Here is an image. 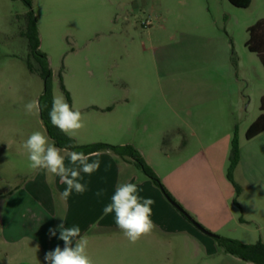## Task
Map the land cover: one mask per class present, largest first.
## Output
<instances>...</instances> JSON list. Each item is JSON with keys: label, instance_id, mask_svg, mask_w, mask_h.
<instances>
[{"label": "rangeland", "instance_id": "374dc122", "mask_svg": "<svg viewBox=\"0 0 264 264\" xmlns=\"http://www.w3.org/2000/svg\"><path fill=\"white\" fill-rule=\"evenodd\" d=\"M30 2L53 98L63 96L84 118L76 144L132 142L190 205L193 212L177 202L192 224L200 225L196 213L213 209L217 233L200 225L206 232L245 244L264 241V133L245 138L264 98V66L245 46L248 28L264 20V0L245 9L228 0ZM28 12L20 0H0V194L36 172L23 144L34 131L47 135L40 115L25 110L44 87L26 37ZM235 135L238 198L227 179ZM173 243L179 255H164L165 262L231 264L220 249L209 255L192 242Z\"/></svg>", "mask_w": 264, "mask_h": 264}, {"label": "crops", "instance_id": "0c3cea01", "mask_svg": "<svg viewBox=\"0 0 264 264\" xmlns=\"http://www.w3.org/2000/svg\"><path fill=\"white\" fill-rule=\"evenodd\" d=\"M95 109L105 112L98 107ZM121 132L118 130L117 134ZM104 141L112 145H132L151 165L143 151L132 142ZM198 155H203V152L200 151ZM95 160L99 161L97 171L91 175L80 173V182L86 190L82 194L73 191L67 200L60 196L66 185L59 177L49 178L44 170L26 175L19 185L0 194V264H46L44 256L48 251L56 246L64 247V242L58 238V226L61 224L65 228H80V235L89 240L88 254L93 264H172L169 260L165 262L162 256L177 257L179 253L172 251L173 242L182 240L192 242L197 251L206 249L209 255L216 253L218 248L212 236L174 208L160 189L142 172L136 171L129 160L109 152L91 154L89 163ZM160 181L185 211L193 212L189 204H183L182 199L175 196L164 180ZM127 182L137 185L142 198L150 197L155 201L151 206L155 229L135 244L130 243L117 227L115 214L105 215L103 212L104 207L111 203L117 185ZM215 215L219 213L212 209L205 216L196 213L195 219L202 227L217 233L211 230ZM49 229H56V236H50ZM174 235L177 236L175 240ZM232 258L227 261L241 264L240 259Z\"/></svg>", "mask_w": 264, "mask_h": 264}, {"label": "clouds", "instance_id": "9594fccd", "mask_svg": "<svg viewBox=\"0 0 264 264\" xmlns=\"http://www.w3.org/2000/svg\"><path fill=\"white\" fill-rule=\"evenodd\" d=\"M26 113L39 114L38 99L29 101L25 105ZM51 124L69 138L75 137L85 127L84 118L78 109H73L63 96L54 97L51 110L48 113ZM73 146L58 148L53 141L42 131L32 132L23 144L26 150L29 167L33 171L44 170L49 178L59 177L66 188L60 193L61 199L67 200L74 192L82 194L86 187L80 182V173L91 175L99 169V161L89 163L91 154L71 151ZM67 157V161H66ZM136 184L127 182L117 185L111 196V203L103 209L105 215L115 214V223L124 237L135 244L142 237L150 235L155 229L151 219L152 205L155 201L142 198ZM60 229L59 239L64 247L56 246L48 251L44 260L46 264H93L88 254L89 240L80 235L78 226ZM50 236H56V229H49ZM75 246L73 247V241Z\"/></svg>", "mask_w": 264, "mask_h": 264}, {"label": "trees", "instance_id": "16d2710c", "mask_svg": "<svg viewBox=\"0 0 264 264\" xmlns=\"http://www.w3.org/2000/svg\"><path fill=\"white\" fill-rule=\"evenodd\" d=\"M15 1V0H13ZM28 8L29 12L27 14L29 25L26 33V37L30 42L34 57L37 59L38 63L41 65V76L43 78V91L39 96L38 100L40 103V119L47 132V135L55 143L58 148H64L69 145L73 146L71 151L83 152L85 154H95L99 152H109L120 158L129 160L136 168H138L157 188L160 189L166 200L171 203L174 207H178V211L187 219L191 220L185 212L182 211L178 203L173 199V197L168 193L160 179L158 178L155 171L146 163L144 158L140 155L135 147L132 145H111L107 143H92L84 146H78L74 139L69 138L67 135L62 133L58 128L54 127L49 119V111L52 107L53 95L51 91V71L48 67V61L45 54L38 50L39 40L38 32L36 27V18L31 9L30 0H20ZM228 2L236 8H248L252 0H228ZM248 40L245 44L246 48L251 52L255 53L262 66H264V20L257 21L254 25L248 28ZM28 69L30 72H36L31 64H28ZM68 100V93L65 91ZM261 114L258 118L250 125L248 128L245 138L246 140H252L256 136L264 133V98L261 99L260 103ZM240 161V150L236 135L232 139L231 149L229 155V167L227 171V179L233 185L236 190V198L241 195V188L234 180V171L238 166ZM235 204L239 207L237 199H235ZM199 229L206 232L200 225H196ZM208 235L211 233L206 232ZM213 240L218 249L222 250L225 254L231 255L240 259L241 261L251 263V264H264V242L261 240L255 244H245L240 241L224 238L216 235H212Z\"/></svg>", "mask_w": 264, "mask_h": 264}, {"label": "water", "instance_id": "95a60500", "mask_svg": "<svg viewBox=\"0 0 264 264\" xmlns=\"http://www.w3.org/2000/svg\"><path fill=\"white\" fill-rule=\"evenodd\" d=\"M176 208L178 209V207L176 206ZM204 233H206V232H204ZM207 234V233H206ZM210 236H211V234H210Z\"/></svg>", "mask_w": 264, "mask_h": 264}]
</instances>
